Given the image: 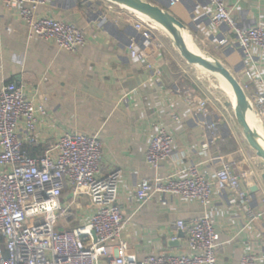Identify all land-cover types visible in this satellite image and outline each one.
Segmentation results:
<instances>
[{
  "label": "crops",
  "instance_id": "0c3cea01",
  "mask_svg": "<svg viewBox=\"0 0 264 264\" xmlns=\"http://www.w3.org/2000/svg\"><path fill=\"white\" fill-rule=\"evenodd\" d=\"M143 1L167 11L183 25L181 35L191 50L217 59L230 71L238 85L246 88L253 116L250 96L257 81L264 82V50H255L249 61L243 60L232 37L212 28L213 8L207 0ZM226 8L244 27L264 28V0H226ZM38 15L82 30L85 45L73 54L63 52L56 44L31 36L17 10L0 3V87L17 84L45 110L37 122L36 144L28 142L20 126L24 151L36 158L42 155L46 141H55L65 133L97 135L103 146L101 176L110 175L117 182L124 221L122 237L137 258L158 253L191 254L186 235L175 224L193 221L204 213L217 235V264H239L247 249L264 257V218L245 228L240 205L229 191L215 193L206 206L163 194L144 203L135 197L141 181L165 178L173 172L184 177V170L193 165L203 178L213 180L220 159L231 158L237 173L251 175L244 186L254 201L260 204L264 199V163L246 142L234 112L230 116L228 108L211 97L215 103L212 109L210 106L213 121L219 128L217 140L207 150L203 148L209 134L184 99L183 93L189 90L182 91L179 85L184 80L194 83L198 80L194 74L212 71L184 61L168 45L171 39L166 32L152 21L153 38L143 44L134 24L137 18L145 17L107 0H47ZM223 37L227 42L219 45ZM132 38L139 40L148 55L146 62L129 58L127 47ZM160 128L172 136L173 151L154 170L146 164L145 155ZM78 203L81 209L73 208L74 215L62 220L63 227L73 228L85 221L91 211L88 200L82 197Z\"/></svg>",
  "mask_w": 264,
  "mask_h": 264
},
{
  "label": "built area",
  "instance_id": "2783aa9c",
  "mask_svg": "<svg viewBox=\"0 0 264 264\" xmlns=\"http://www.w3.org/2000/svg\"><path fill=\"white\" fill-rule=\"evenodd\" d=\"M207 1L213 8L212 28L232 37L243 60L249 61L255 50H264V28H247L238 23L227 11L226 0ZM46 2L0 0L5 7L17 10L31 36L52 42L63 52L76 53L85 45L84 32L52 17L39 16V8ZM151 23L137 18L134 24L143 44L153 38ZM139 40H129L128 55L132 61L143 63L149 57ZM226 42L223 37L218 44ZM241 89L244 92L246 88ZM183 96L207 129L209 138L203 145L207 150L217 140L219 128L208 108L209 101L191 91ZM250 101L255 124L264 127L263 81H257ZM44 115L43 105L29 99L22 87L15 83L0 87V264H217V235L206 213L193 221L175 224L186 235L191 254L158 253L141 259L133 255L122 237L124 221L118 206L117 182L110 175L101 176L103 146L97 135L65 133L55 141H46L42 155L36 158L24 151L20 126L28 142L36 144L37 122ZM172 151V136L160 128L148 143L145 162L157 170ZM220 162L213 180L203 178L193 165L184 170V177L173 172L165 178L141 181L135 197L144 203L163 194L206 206L215 193L229 191L243 212L244 227L255 226L264 218V199L258 204L245 188L251 175L237 173L231 158H221ZM82 197L88 200L91 210L85 221L73 228L60 226V219L74 215L72 208L81 209L78 201ZM263 260L247 249L239 264H259Z\"/></svg>",
  "mask_w": 264,
  "mask_h": 264
},
{
  "label": "water",
  "instance_id": "95a60500",
  "mask_svg": "<svg viewBox=\"0 0 264 264\" xmlns=\"http://www.w3.org/2000/svg\"><path fill=\"white\" fill-rule=\"evenodd\" d=\"M107 1L131 10L155 23L168 34L173 45L184 61L190 65L212 71L226 82L235 100L234 106L231 105V107L233 109L236 122L241 128L249 147L255 153L256 157L264 163L263 127L260 126V129H258L256 125L251 123L245 93L242 91L230 71L226 69L217 59L201 55L197 51L191 50L181 35L183 25L175 20L167 11L161 10L159 7L143 0Z\"/></svg>",
  "mask_w": 264,
  "mask_h": 264
},
{
  "label": "rangeland",
  "instance_id": "374dc122",
  "mask_svg": "<svg viewBox=\"0 0 264 264\" xmlns=\"http://www.w3.org/2000/svg\"><path fill=\"white\" fill-rule=\"evenodd\" d=\"M165 35H167V37L169 38L168 34L165 33ZM168 45H170L171 49H174V51L177 52V50L174 48V46H172L171 40H168ZM198 73H200V72H198ZM203 73L204 72H202V74L201 73L198 74V76H197V74H194L197 77V79H198V80H195L194 83L199 88H196V86H194L193 82L188 83L187 81L184 80L179 85L180 90H182V91L185 90V89L189 90V91L193 92L194 96H196L198 98H201V99L205 98V97H202V96H207L206 98H208V101H209V106H208L209 109H210V106H211V109H212L213 104H215L212 101V99L214 100V98H215V99H217V102H219L221 104V106H223L224 108L227 107L228 108V114L230 116H233V109L231 107L230 97L225 92V90L222 88L221 78L218 75H216L214 72H211L210 74L209 73H204L203 74ZM198 92H200L201 94L198 93ZM210 103H212V104H210ZM72 210H73V208H72ZM59 225L63 226L62 219L59 220Z\"/></svg>",
  "mask_w": 264,
  "mask_h": 264
},
{
  "label": "bare ground",
  "instance_id": "6f19581e",
  "mask_svg": "<svg viewBox=\"0 0 264 264\" xmlns=\"http://www.w3.org/2000/svg\"><path fill=\"white\" fill-rule=\"evenodd\" d=\"M221 82H222V87H223V89L225 90V92H226V93L229 95V97H230L231 105L234 106L235 100H234V98H233V95H232V93H231V91H230L228 85L226 84V82H225L222 78H221ZM250 120H251V123H252V124L256 125V124H255V121H254V119H253V117L250 116Z\"/></svg>",
  "mask_w": 264,
  "mask_h": 264
},
{
  "label": "trees",
  "instance_id": "16d2710c",
  "mask_svg": "<svg viewBox=\"0 0 264 264\" xmlns=\"http://www.w3.org/2000/svg\"><path fill=\"white\" fill-rule=\"evenodd\" d=\"M0 243H1V240H0Z\"/></svg>",
  "mask_w": 264,
  "mask_h": 264
}]
</instances>
